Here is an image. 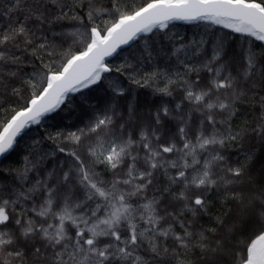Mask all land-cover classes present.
Returning <instances> with one entry per match:
<instances>
[{
	"label": "snow or ice",
	"instance_id": "obj_1",
	"mask_svg": "<svg viewBox=\"0 0 264 264\" xmlns=\"http://www.w3.org/2000/svg\"><path fill=\"white\" fill-rule=\"evenodd\" d=\"M2 7L0 157L53 114L77 123L0 167V264H264V0ZM174 21L243 40L166 47ZM137 89L161 102L141 114Z\"/></svg>",
	"mask_w": 264,
	"mask_h": 264
},
{
	"label": "trees",
	"instance_id": "obj_2",
	"mask_svg": "<svg viewBox=\"0 0 264 264\" xmlns=\"http://www.w3.org/2000/svg\"><path fill=\"white\" fill-rule=\"evenodd\" d=\"M9 0H0V11H3L2 5L8 3ZM128 3L140 4L142 0H127ZM230 36L231 39L237 40V35L230 33L229 30L223 29L220 26L210 25L206 22H197L193 24H170L169 29L165 34H158V36L171 37V39L165 38L162 42L166 47H171L172 45H177L181 43H189L192 41L199 42L201 39L211 40L214 36ZM157 39V37H153ZM243 38L238 39V43L242 41ZM258 43V42H257ZM142 41L133 42L128 48L119 52L113 59L108 61L111 65H119L124 62V60L129 57L131 53L138 52L141 47ZM205 47H209L206 45ZM189 51V58L192 62H196L202 57H192L191 49ZM154 67L153 63H145L143 65V70L151 71ZM113 78H116V74H111ZM123 79V78H121ZM136 100L139 105V110L141 114L153 109L156 105L161 102V98L154 96L150 93L149 89H137L135 92ZM107 97L103 93L93 92L92 101L94 104L99 103L101 106L105 103ZM168 99V98H164ZM5 107L8 105L5 104ZM78 115V114H77ZM77 123L76 115L69 118L67 111L60 113L59 115H51L43 121L42 125L37 127L33 126L29 128L18 140L15 148L12 152L0 162V167H22V161L26 155L31 151V146L34 144L36 139L41 137L42 133H55L56 131H68L70 126ZM44 150L52 151L55 145L51 141L44 142ZM61 160L64 159L62 154L57 153ZM201 224L209 226L208 219L205 217L201 220Z\"/></svg>",
	"mask_w": 264,
	"mask_h": 264
},
{
	"label": "water",
	"instance_id": "obj_3",
	"mask_svg": "<svg viewBox=\"0 0 264 264\" xmlns=\"http://www.w3.org/2000/svg\"><path fill=\"white\" fill-rule=\"evenodd\" d=\"M197 22H200V21H197ZM197 22H191V23H189V22H184V21H174V22H172L171 24H174V23H179V24H193V23H197ZM130 45H131V44H130ZM130 45L122 46L120 49H118V51H117L113 56L107 58V61H110L111 59H113V58H114L119 52H121L122 50L128 48ZM27 130H28V129H26V130L21 134V136H22ZM21 136H20V137H21ZM20 137H19V138H20ZM19 138H18V140H19ZM11 152H12V151H10V152H9L8 154H6V156H4V157H0V162H1L4 158H6Z\"/></svg>",
	"mask_w": 264,
	"mask_h": 264
}]
</instances>
